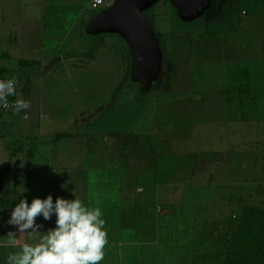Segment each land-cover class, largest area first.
<instances>
[{"label": "crops", "instance_id": "0c3cea01", "mask_svg": "<svg viewBox=\"0 0 264 264\" xmlns=\"http://www.w3.org/2000/svg\"><path fill=\"white\" fill-rule=\"evenodd\" d=\"M90 1L0 0V74L18 77V98L30 104L26 112H21L24 117L39 111L34 131L26 138L10 140L6 127L1 130L0 126V242L9 230L16 231L6 222L21 198L31 203L33 198L48 194L53 200L58 196L74 199L75 193L86 205L100 207L104 214L108 243L101 264H224L244 208H264L251 202L252 192L261 185L249 179L256 166L259 173L254 177L263 176L260 157L253 150L249 155L239 147L257 141L259 121L264 119L259 114L260 106L256 109L262 96L264 113V28L258 31L260 52L253 59L226 55L217 60L214 52L194 59L189 58L191 49L184 47L180 52L183 59L179 57L173 63L165 34L156 31L163 47L160 74L149 88L139 83L141 96L157 86L155 107L149 114L151 124L133 131L134 125L104 139L86 125V120L78 121L91 113L88 108L74 117H61L66 127L57 125L59 130L53 133L49 116L43 111L45 97L56 96L51 97L54 101L63 95L61 84L68 66L74 67L76 77L83 78L84 71L79 68L85 58L93 66H107L122 57L120 71L132 78L133 63L125 45L113 54V45L110 43L107 50L98 39L117 35L124 41L119 34L104 33L97 39L92 35L96 40L85 41L90 37L86 25L94 12ZM174 15L180 19L175 11ZM207 18L214 22V18L219 19L218 13L213 10ZM168 34L193 45L189 31ZM225 38L226 42L219 44L224 46L222 53L226 47L230 51V43L237 53L239 46H249L238 39L241 36ZM194 66H203V72H194ZM95 71L87 79L100 80L102 75ZM47 78L55 85L45 87ZM246 96H250L248 100ZM67 122L76 124L69 130ZM64 140L69 142L68 151H81L83 147L85 164L77 169L74 161L67 164L69 168L64 166L60 160ZM58 168L71 171V186L62 188L54 183ZM80 169L93 170L94 178H83ZM244 186H249L246 192ZM226 188L237 192L224 197ZM242 194L248 196L242 211L228 213L233 199L243 201ZM55 219L53 216L38 224L47 231L55 226ZM26 239L27 234L21 233L20 243ZM18 250L0 247V264H6L7 255Z\"/></svg>", "mask_w": 264, "mask_h": 264}, {"label": "rangeland", "instance_id": "374dc122", "mask_svg": "<svg viewBox=\"0 0 264 264\" xmlns=\"http://www.w3.org/2000/svg\"><path fill=\"white\" fill-rule=\"evenodd\" d=\"M213 3L214 5H211L210 8L218 13L219 19L214 18V20H216L214 22H212L213 20H211V23L207 18V14H203L201 15V17H198L190 22H184L174 15L175 10L172 11L173 7L171 6V4L163 0L157 2L147 11V15L150 18V23L155 32L162 31L165 34V43L168 49L169 59L172 63L175 62L179 57H182L180 52L181 48L184 47H189V49H191L189 58L194 59H202L204 56H210L212 55V52H214L213 55L219 56L217 57V60L224 59V56L226 55H230L232 58L241 57L244 59H253L257 55V53L260 52L256 37H258L257 35H259L258 31L264 28V0H213ZM207 11H210V9ZM94 13L95 12H92L90 13V15H93ZM199 26L201 28L196 30L195 28ZM170 31L174 33L175 31H189L188 35L192 34L193 45L189 46V44H187L186 42L177 40V36L168 34V32ZM237 35L241 36V38L238 39L243 40L249 46H241L242 48L246 47L245 49H242L239 46V52L237 53L235 50V46L233 47L232 43H230V51L226 47L224 53H222V49L224 46L221 47V45H219L220 41L226 42L225 36H233V38H235ZM95 38L97 39V37ZM95 38L93 39L92 37L86 36L87 40L85 39V41L96 40ZM98 39L99 41H101V47H104L107 50L110 47L111 43V45L113 46L110 49H112L113 54H117V49L122 51L124 45L125 49L128 50L125 41L121 40L117 35H103ZM230 52H232V54H230ZM85 59V64H83V66L79 68L83 69L84 71L83 78L76 77L74 67L68 66V72L63 77L64 81L61 84V87H63V95L59 96V98L54 101H52L51 97L55 98L56 96L45 97L46 102L44 103L45 107L43 111L45 112L44 115H46L47 117L49 116L47 120L50 121L49 124L51 125L50 127L52 129L51 132L55 133L59 130L57 128V125L65 129L66 123L62 122V118L64 119L66 118V116L70 118L74 117L75 113L86 110L88 108L90 109L89 111H91V113L85 114L86 116L82 117L81 120L80 118H78V121L86 120V125L100 133V135L104 137V139H107L113 133L129 130L133 128L134 125H136V127L133 131L140 130V128L145 127L146 124L152 123V117H150L149 114L151 115V110L155 107V101L157 99L155 91L157 86L152 88L145 95L141 96L139 95V91H141L142 87H140L138 83H134L130 79L129 75L126 76L123 69L122 71H120V65L123 62L122 57L113 59V64L110 63L107 66L97 64L93 66L89 61ZM86 63H88L90 66H87L88 64ZM248 63V65L253 66L250 61ZM194 67V72H203V70H201L204 68L203 66ZM95 69L97 70L95 71V73H100L102 76L100 80L96 79L93 82L92 80L87 78L92 77V74L89 73H93ZM85 72L87 74H85ZM4 75L10 76L7 74ZM168 76H170V74ZM102 78H104V80H101ZM50 79H46L45 87L55 85V83ZM92 87H94V90L91 89ZM48 93L52 94L54 93V91L49 90ZM250 96H246V100H248ZM258 100L259 101L256 109H258L260 106L259 114L263 117V97H258ZM62 110H67V114H60ZM139 110L142 113L138 114L137 112ZM55 112H58L59 114H56ZM36 113H39V111L37 110L34 114L29 113L30 115L25 118L21 113L16 114L15 112H2L0 113L1 130H4V127H6V135L10 140H13L15 137L19 136H25L26 138V136H29L31 133H33L34 125L36 122H38V115ZM82 114L83 112L81 113V115ZM76 116L78 117L79 115L76 114ZM255 116H257V112H255ZM72 122H67L69 130H71L72 126L76 124L75 122ZM258 132H260V134H258L257 136L254 135L257 139L254 144H246L244 142V144H239V147H241V150H247V153H250L249 155L252 154L251 151L253 150V153L260 157V161L258 163L259 166L264 167V119H262V121H259ZM251 136V138H253V134ZM60 146H62L60 148L61 150L65 148L64 150H62L60 156V160L64 164V166L69 168L67 164H72V162L74 161V165L77 169L79 164H85L83 159V147L81 151H68L67 147L70 145L66 140H64L60 144ZM77 147L81 146L78 145ZM65 150H67V152ZM76 158L77 160H74ZM49 160L50 159H48L47 161L49 162ZM255 166L256 165H254V167ZM58 170L59 175L54 180V183L60 187H62V185H65L66 187L71 186L74 183V178L70 177L71 171L63 168H58ZM79 171L85 179L87 177L94 178L95 173L93 170L88 172L86 170L80 169ZM258 171L259 167L256 166L253 170V172H255L254 175ZM258 173L256 174V177ZM254 175L250 176L249 179L254 181L256 179V181L258 182L257 184H260L261 187H255L254 191L252 192L251 202L256 205L258 203V205L264 206V174L263 176L260 174L259 178H255ZM252 177L254 178L252 179ZM61 181H63V183ZM247 188H249V186H244L243 191L246 192L245 189ZM236 192L237 191L233 190V188H226L224 189V197L234 193L236 194ZM242 197L243 201L233 199V201L230 203L231 207L228 210V213H238L242 211L243 204L248 202L247 200L245 202L244 199L248 198V196H246L245 198V196L242 194ZM38 220L39 221L37 223H43L44 221L43 219Z\"/></svg>", "mask_w": 264, "mask_h": 264}, {"label": "clouds", "instance_id": "9594fccd", "mask_svg": "<svg viewBox=\"0 0 264 264\" xmlns=\"http://www.w3.org/2000/svg\"><path fill=\"white\" fill-rule=\"evenodd\" d=\"M18 77L0 80V107L11 106L16 114L29 109L30 104L16 99L9 104L8 97L16 96ZM26 118V117H25ZM62 187H66L62 185ZM66 199L52 194L45 198H33L31 203L21 198L11 210L7 224L9 230L0 247L19 250L6 257V264H101L105 257L108 233L100 207H91L76 197ZM55 216V226L47 231L37 223V217L49 221ZM21 233L27 234L26 242L20 243Z\"/></svg>", "mask_w": 264, "mask_h": 264}, {"label": "water", "instance_id": "95a60500", "mask_svg": "<svg viewBox=\"0 0 264 264\" xmlns=\"http://www.w3.org/2000/svg\"><path fill=\"white\" fill-rule=\"evenodd\" d=\"M161 0H116L115 3L91 17L86 32L90 34L117 33L127 43L132 55V73L138 69L153 79L160 72L163 51L146 10ZM176 9L184 21L194 20L210 7V0H165ZM140 77V82H144Z\"/></svg>", "mask_w": 264, "mask_h": 264}, {"label": "trees", "instance_id": "16d2710c", "mask_svg": "<svg viewBox=\"0 0 264 264\" xmlns=\"http://www.w3.org/2000/svg\"><path fill=\"white\" fill-rule=\"evenodd\" d=\"M209 9L210 11H207ZM98 12L100 11L95 12L92 16H94ZM204 13L210 15L211 13H213V9L209 7L206 9ZM86 34L90 37L93 35L88 32H86ZM100 35H102V33L95 34L93 36L98 37ZM159 43L163 50L161 42ZM126 46L130 53L129 56L131 60L132 55L127 43ZM159 74L160 72H158V74L153 79L149 80L146 79V75L143 72H141L138 69L136 70L134 69L131 80H133L134 83L139 84L140 81L136 79H140V77H142L141 79L144 82L141 83L144 84L145 87L149 88L152 82L159 76ZM224 264H264V208L263 207L247 206L244 208V210L241 213L240 219L238 221L234 236L230 242V248L224 260Z\"/></svg>", "mask_w": 264, "mask_h": 264}, {"label": "built area", "instance_id": "2783aa9c", "mask_svg": "<svg viewBox=\"0 0 264 264\" xmlns=\"http://www.w3.org/2000/svg\"><path fill=\"white\" fill-rule=\"evenodd\" d=\"M116 0H91L90 1V6L94 11H100V10H104L107 9L109 7H111ZM4 79H8L7 77L0 75V80H4ZM18 92H19V85L17 86L16 89V96H12V97H8L9 100V104L11 105L12 103H14V101L16 99H18ZM13 109L11 106L5 108V107H0V113L2 112H12Z\"/></svg>", "mask_w": 264, "mask_h": 264}, {"label": "flooded vegetation", "instance_id": "af4514ba", "mask_svg": "<svg viewBox=\"0 0 264 264\" xmlns=\"http://www.w3.org/2000/svg\"><path fill=\"white\" fill-rule=\"evenodd\" d=\"M166 2H168V3H170L169 1H166ZM171 4V3H170ZM211 5H214V3H213V1H211ZM210 5V6H211ZM171 6L173 7V9L175 10V7L171 4ZM149 10V9H148ZM148 10H146L145 11V13L147 14V11ZM101 11V10H100ZM94 12H97V11H94ZM175 12H176V14H177V11L175 10ZM205 14V13H204ZM178 15V14H177ZM179 16V15H178ZM149 17V16H148ZM180 18V17H179ZM150 19V18H149ZM181 19V18H180ZM182 21H184L183 19H181ZM184 22H189V21H184Z\"/></svg>", "mask_w": 264, "mask_h": 264}]
</instances>
